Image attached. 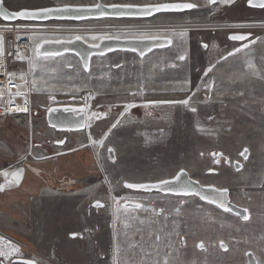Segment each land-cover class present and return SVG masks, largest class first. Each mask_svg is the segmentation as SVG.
<instances>
[{"label":"rangeland","instance_id":"374dc122","mask_svg":"<svg viewBox=\"0 0 264 264\" xmlns=\"http://www.w3.org/2000/svg\"><path fill=\"white\" fill-rule=\"evenodd\" d=\"M3 1L6 7L12 10L33 9L47 5H93L99 1L105 4L139 5L192 2L197 4V7L182 14L162 13L141 20L106 18L83 22L69 21L65 25L71 26H64L67 30L33 34L30 66L36 64L35 68L32 67V74L36 81L35 110H38V115L34 112L32 118L24 115L0 117V122H10V126H19L21 136L18 141H10V144L0 142V162L14 157L13 160L4 162L3 166L2 163L0 164L1 173L9 171V166L16 163L19 158L23 159L20 163L25 161L29 165L28 163L38 156V152L46 154L68 151H73L67 153L70 155L68 157L71 159L75 156L80 164H85V168L93 162V165L89 166L93 171L80 177H75L77 172L70 174L71 176L66 175L67 172H71L66 170L58 174L41 175L39 180L44 182L46 187L41 189V197L33 199L30 214L15 226H8L6 220H1L0 249L8 255L0 256V264L9 263L18 256H28L38 260L40 252L50 250L63 256V260L66 258L68 261L73 260L72 255L76 256L73 246L76 241L69 242L72 248L63 246L70 234L84 231L92 235L96 232L93 231V226L98 228L99 236H107L108 232L112 231L108 227L109 218L112 219L113 216L112 197L119 199L114 207V216L123 222L119 226L121 229L117 231L118 233L150 232L145 229L135 230L136 226L128 224L136 221L135 219L140 216H146L155 219L165 218L161 221V227H165L164 232H189L193 239L200 236L207 238L208 241L205 242L207 245L217 238L215 223L223 222L228 228L225 232H230L223 236V239L229 240L233 234L229 228L236 220H232L234 218L231 215L219 213L215 207L204 204L199 197L138 193L128 189L125 183L156 182L172 178L180 170L187 171L192 179L200 183H207L214 178L206 175V168L216 167L209 162L204 167L205 159L201 156L202 151L218 148L219 137L226 139L223 141V146L226 148L241 150L247 145L248 120H251L249 115L252 113V108L249 106L256 105V111L262 112L264 97L232 96L220 90L239 88L231 85V79L233 75L236 76V73L241 72L239 68L243 67L242 65H245L251 74L258 72L255 70L256 65L264 66L263 39H260L256 47L250 49L245 48L251 42L243 44L240 51L245 49L244 51H238L239 54H236L237 51L231 53L229 58L212 68L214 63L223 57H228L230 53L231 48L224 47L231 45L225 39L227 30H220L216 34L211 50L208 51L202 49L201 42L210 39L211 30L194 29L188 30L186 36L179 35L183 29L191 27L189 24L208 21L209 14L215 15L220 10H226L225 17H230L229 21L240 18L238 12L243 13L245 10L246 0L230 2L216 0L215 4H210L208 0ZM236 12L239 16L233 17ZM255 14L259 13L255 12ZM260 14L263 16L260 22L264 23V12ZM77 27L82 30L78 31ZM175 27L182 28L170 30ZM142 33L155 37L169 36L174 43L169 48L155 50L145 56L129 51H115L107 55L94 56L88 70L83 67L81 60L75 54L38 56L34 51L44 40H68L81 37L88 43H97L105 36L140 38ZM218 45L223 50L218 48ZM232 47L236 45L233 44ZM251 50L254 52L249 53ZM180 57L184 58L180 59ZM243 57L246 58L245 61ZM241 59L244 64H241ZM204 64L206 66H203ZM210 67L212 70L208 76L211 78L213 75V80L211 78L202 88L212 90L204 95L197 91H195L197 93L189 92V88L193 86L187 82L188 79L196 78L197 76H194L196 74L203 76ZM89 94L94 98L91 99ZM84 96H89L92 100L91 109L99 115L95 125L88 131L57 132L48 126L45 110H39L43 106H48L52 98L68 102L70 98ZM184 100L188 103H152ZM131 103L138 105L121 116L126 105ZM193 108L195 111H192ZM118 119V123L115 124ZM114 124L116 126L112 127ZM31 126L34 133L27 143L25 139L28 136L25 137L22 127L25 130ZM228 130L229 132H226ZM107 131L109 137L98 157L95 158V145ZM229 134L236 138L227 140ZM62 140H65L62 146L55 143ZM29 147H32V157L28 156ZM109 149L114 150L113 158H110ZM64 156L66 155L61 157V160H65L64 166L71 168L70 164L67 165L70 159L66 160ZM97 200L101 202L102 207L95 205ZM130 203L142 205L140 208H135ZM204 222L208 223L207 227L203 226ZM242 231H236L240 252L239 264H247L248 251L253 252L258 264H264L263 234L258 236L257 231L255 233L252 230L246 233ZM12 245L20 249L19 253H11ZM88 254L94 256L95 252L86 250L85 259L92 258L91 255L87 257ZM87 264L91 263L88 261Z\"/></svg>","mask_w":264,"mask_h":264},{"label":"flooded vegetation","instance_id":"af4514ba","mask_svg":"<svg viewBox=\"0 0 264 264\" xmlns=\"http://www.w3.org/2000/svg\"><path fill=\"white\" fill-rule=\"evenodd\" d=\"M244 5L245 10L243 11V13L238 12V14L240 15L239 16L236 12V14H234L233 16H239L240 18H233L231 21H229L230 17H225L226 10H220L215 15L209 14L211 21H209V19L208 21L194 22L192 24H189V26L191 27L187 29L212 31L210 32V39L201 42V47L204 51L211 50V45L214 42L213 38L216 37V34H218L220 30H227L225 39L231 45H229V47L227 45H224V47L231 48V50L233 49L232 51H229L230 53L235 52L237 49H241V46H244L245 44H247V42L253 43H251L245 49L256 47L260 43V40L257 41L258 39L261 38L264 41V23H262V21L260 22V19L263 17L260 12H264V8L248 6V0L245 1ZM48 6L49 5L45 7ZM235 9L238 10V8ZM192 10L194 9H189L183 12H170L168 14H182L184 12ZM255 12H258L259 14H255ZM160 14L162 13H159L158 15ZM181 28L182 27H175L171 28L170 30H180ZM249 33L251 35L247 40L239 41L231 39V35L233 34L247 35ZM156 37H167L172 40V38L169 36ZM173 43L174 42L172 40V45ZM233 44H235L236 47H232ZM172 45L164 47L162 49L169 48ZM218 48H220L219 45ZM240 52L236 54H239ZM250 52H254V50L249 51V53ZM230 53H227L228 57H223L222 59L214 63L212 65V68L214 65L216 66L223 60L229 58L231 56ZM242 59H244L245 61L246 58L243 57ZM242 59L241 64H244V61ZM203 66H206V64H204ZM242 66L243 67L239 68V71L241 72L236 73V76L233 75L231 79V85L239 86V88H229L220 91L229 93L232 96L264 97V66L260 67L256 65L255 70H258V72L256 71V73L253 74L248 72V69L245 65ZM203 74V76L200 74H196L194 75L197 76L196 78L190 77V79H188L187 82H190L189 84L193 86L191 87V89L189 88V92H199L201 95H204L208 94L212 90H205V88H202V86L205 85L206 82H209L211 78L213 80V75L211 76V78H209V74L205 75V72ZM249 107L252 108V113L251 115H249L251 120H248L249 136L246 140L247 145H245L241 150H237L236 148H226L223 146V141L226 139L219 137V139H217V141L219 140L218 148L210 150L205 149L201 152L202 158L205 159L204 167L207 166V163L209 162L212 163L216 168H206L205 172L207 176L213 177L214 180L208 181L207 183H199L203 186H213L220 190L227 189V202L241 209L243 214H245L244 209H247L246 214L249 216V219L245 221L241 218L242 215L237 216L232 211H226L224 208H221L218 205L210 203L206 200H202L200 198L204 204L211 205L215 207V209L219 213H227L234 218L232 220H236V222L233 223L232 227L229 228L230 231H233V234L231 235L229 240L223 239V236L230 233L225 232L227 226L223 222L217 221V223H215V226L217 227L216 230L218 232L217 238L214 239L213 243L209 242V245H207L205 243L206 241H208L207 238L204 239L200 236L199 238L193 239V237H191L192 234L189 232H164L165 227H161V221H163L165 218L155 219L147 218L146 216H140V219L136 218V221L130 222L128 224L136 226L134 228L135 230L145 229L150 232L139 231L118 233L117 231L121 229L119 228V226H121L123 222L121 221V219H118L114 216L112 217V219L109 218L108 227L109 230L112 231L110 232L109 230H107V232L109 231L107 236H99L97 234L98 228H96L95 226H93V231L96 232H94L92 235H89L90 233L86 234L84 233V231L82 233H75V236H73L74 233L69 235V238L65 240L63 246L66 245L67 248H72V244L69 242L76 241L74 242L75 245L73 246L77 257L72 255V257H74L73 260L71 259L70 261H68V258L63 260V256L58 255L55 251L50 250L40 252V255L38 257L39 259H36L38 262L28 256H18L13 258L9 263L1 262V264H21L20 261L15 263V260H34L36 264H87L88 261L91 264H239L240 252L238 250V234L236 233V231L243 230L242 233H246V231L252 230L253 233L257 231L258 236H260L261 234H263L264 236V108L261 112V110L256 111V105ZM236 123L238 124L239 122ZM226 132H229V130ZM235 138L233 137V135L229 134L227 140H233ZM245 149L247 150L246 152ZM138 193L152 194L146 192ZM159 194L172 195L164 193ZM136 204L130 203L131 206L140 208L136 207ZM137 205L142 204L139 203ZM173 219H175V217H173ZM139 220L140 222H138ZM203 226L207 227L208 223L204 222ZM54 241L58 242L59 240ZM201 241L204 242L205 249H201L199 247ZM220 241H224V243L227 245V250L220 247ZM117 249L119 250L118 252ZM86 250L88 252L92 250L93 252H95V255L92 256L91 254H88L87 257L91 255L92 258L90 257V259H85ZM250 253L255 258L256 264H258L255 255L251 251L247 252V264H249L248 254ZM66 260L67 262H65Z\"/></svg>","mask_w":264,"mask_h":264},{"label":"water","instance_id":"95a60500","mask_svg":"<svg viewBox=\"0 0 264 264\" xmlns=\"http://www.w3.org/2000/svg\"><path fill=\"white\" fill-rule=\"evenodd\" d=\"M164 3H178V2H164ZM95 5H101V8L95 7ZM112 5H130V4H105L102 2H98L93 5H68L71 6L66 12H57L53 13L48 18H17L9 21L3 20L5 22H17V21H27V22H49V21H88V20H100V19H148L152 18L159 13H170V12H183L189 9L184 10H169L153 13L152 15L142 16V15H118L119 11L123 9L113 8ZM3 6L8 11H19L22 9H31V8H22L19 10H10L8 9L4 2ZM66 5L60 6H48L44 8H64ZM136 6H144V5H136ZM248 6H250L248 4ZM253 7H259L258 4L254 3L251 5ZM42 8V7H41ZM261 8V7H259ZM36 9V8H33ZM134 12H138L139 8L133 9ZM107 13L106 15H101V13ZM81 18H77V17ZM232 36V35H231ZM250 35H247V39ZM246 39V40H247ZM47 41V42H46ZM241 41V40H239ZM244 41V40H242ZM172 45V40L167 37H159L158 39H145V38H135V37H112L111 39L101 38L97 43H88L82 38L76 39H60V40H44L40 43V47L38 49L41 55L38 56H60L67 53L75 54L79 57L82 62L83 67L88 70L90 69L91 60L94 56L107 55L109 53L115 51H130L139 54L140 56H145L156 49H162L164 47H168ZM87 64V67H85ZM46 119L48 126L55 129L59 132H70V131H87L88 130V121L85 107L83 105H56L51 106L46 111ZM85 121H87V126H85ZM63 143L56 142L57 145H64L65 140H62ZM110 158H113V152L109 153ZM179 176L180 179L177 181L176 177ZM160 181H169L170 183L166 187H151L153 185H159ZM156 182H144V183H125V186L129 188L128 184L134 185H146L149 187L145 188H129L133 191L137 192H146L153 193L159 192L164 194H172L178 196H191L195 195L202 200H206L212 203L208 199H204V196L213 197L218 196V194L213 191V189H217L213 186H203L198 181L192 179L187 171L180 170L174 177L160 180ZM189 184L193 191L190 195H184L178 191H168V188H180L181 186ZM198 191L200 195H196L195 192ZM218 200L220 202H224L232 209V212L235 214L237 212L243 215L242 210L238 207L230 204L226 200V196L219 195ZM219 206V203H213ZM21 260H15V263ZM249 264H256L255 258L252 254H248Z\"/></svg>","mask_w":264,"mask_h":264},{"label":"built area","instance_id":"2783aa9c","mask_svg":"<svg viewBox=\"0 0 264 264\" xmlns=\"http://www.w3.org/2000/svg\"><path fill=\"white\" fill-rule=\"evenodd\" d=\"M67 22L69 21L5 22L0 20V34L4 37V53L0 55V117L24 115L32 118L36 111V91L35 85H33L32 67L30 66L33 34L67 30L64 26H71L65 25ZM77 30L81 31V28L77 27ZM23 65L24 67H21ZM17 93L23 94L17 95ZM89 95L91 99L94 98L91 94ZM91 99L89 96H84L83 98H70L68 102H62V100L54 98L48 106H43L39 110L46 112L48 108L56 105H83L88 117L89 110L94 113L91 109ZM20 108H27V111H19ZM103 114L105 116V113ZM10 181L14 180L10 179Z\"/></svg>","mask_w":264,"mask_h":264},{"label":"crops","instance_id":"0c3cea01","mask_svg":"<svg viewBox=\"0 0 264 264\" xmlns=\"http://www.w3.org/2000/svg\"><path fill=\"white\" fill-rule=\"evenodd\" d=\"M50 100L52 101L53 98ZM37 111L38 110H36L35 113L36 115H38ZM36 118L38 119V117ZM9 123L10 122H0V142L4 144H10V141L12 140L18 141L21 137L19 134V126H10ZM22 131L25 137L28 136L27 139H25L28 143L30 136L33 137L34 130L31 126L28 129L25 128V130L22 127ZM40 136L41 134L39 132V137ZM31 148L32 147H29L30 151L28 152V156L32 157ZM70 152L73 153V151L46 154L38 152V156L36 158L33 157L34 159L28 163L29 165H27L25 161H23L24 163H20L23 159L19 158V162L17 161L16 163L11 164L9 166L10 170L7 171V173L11 175V173H13L16 169H23V177L19 185H16L14 182L9 183L10 179L14 180V177H10L9 175L5 176L4 173L6 172L1 173V166L4 165V162H9L13 160L14 157L7 159L6 161L3 159L0 162V164L2 163L0 166V185H4V191H0V223L2 222L1 220H6L8 222V226H15L17 222L23 221L28 214H30L33 199L36 200L38 197H41V189L46 187V184L39 180L41 175H50L52 173L58 174L60 171L66 170L71 171L69 173L67 172L66 175L71 176L74 172H77L75 177H80L93 171V169L89 167L90 165H93V162L90 165L87 164L89 166L85 168V164H80L77 159H75V156L71 157V159L68 157L70 155H67V153ZM63 155H66L64 156L66 160L70 159V162L67 165L69 166L70 164L71 168L64 166L65 160L63 158V160H61Z\"/></svg>","mask_w":264,"mask_h":264},{"label":"snow or ice","instance_id":"6c2138e0","mask_svg":"<svg viewBox=\"0 0 264 264\" xmlns=\"http://www.w3.org/2000/svg\"><path fill=\"white\" fill-rule=\"evenodd\" d=\"M208 2L210 4H215L216 0H208ZM254 3L258 4L259 7L264 8V0H248V4L254 5ZM71 6L66 5L64 8H36V9H22L19 11H8L4 8L3 6V0H0V18H3V20L5 21H9V20H13V19H17V18H48V16H50L53 13H57V12H66L69 10ZM95 7L97 8H101V5H95ZM112 7L115 8H120L123 9L122 11H119L117 14L118 15H142V16H148V15H152L153 13H157V12H162V11H169V10H184V9H194L197 7V4L192 3V2H178V3H157V4H148V5H144V6H136V5H112ZM135 8H139L138 12H134L133 9ZM107 13H101V15H106ZM77 18H81V17H77ZM187 31L188 29L185 28L183 29L179 35L181 36H186L187 35ZM247 35H251L250 33ZM247 35L245 34H233L231 36L232 40H246L247 39ZM81 37H76V39H80ZM104 39H111L112 37L109 36H105L103 37ZM140 38H145V39H158L159 37H155V36H151L149 34L146 33H142L140 34ZM95 39V37L93 38ZM47 42V41H46ZM4 37L2 34H0V55H3L4 53ZM40 45L38 44L36 49H34V51L37 52L38 55H41V53H39L38 49H39ZM246 47V46H245ZM237 52L240 51V49L236 50ZM231 55V53H230ZM184 57H180V59H183ZM20 59H23V57H20ZM33 68L36 67V64L33 63L32 65ZM85 67H87V64H85ZM212 70V68L210 67L206 72L205 75L208 74V72H210ZM190 83V82H189ZM36 84V81L33 80V85ZM23 93H17V95H21ZM152 103H183V104H187L188 101L184 100V101H153ZM19 111H27V108H20L18 109ZM192 111H195V109L193 108ZM93 115H96V118L99 119V115L96 113H93ZM85 126H87V121H85ZM116 125L114 124L112 127H115ZM58 143H63V141H58ZM93 143H97V141H93ZM98 143H100L101 145L103 144V140L98 141ZM109 153H112L114 150L113 149H109L108 150ZM247 150L245 149V152ZM243 155V153H242ZM5 176L9 175L7 172L4 173ZM11 175L14 177V181H10L9 183H15L16 185H19L22 177H23V169H19L13 173H11ZM180 179L179 176L176 177V180L178 181ZM170 182L169 181H160L159 185H153L151 187H166ZM129 188H145V187H149L146 185H134V184H128L127 185ZM4 190V185H0V191ZM168 191H178L183 193L184 195H190L193 191H195L194 189L191 188V186L189 184H185L183 186H181L180 188H168ZM213 191H215L218 196L219 195H227V189H213ZM196 195H200V193L198 191L195 192ZM218 196H213V197H208V196H204V199H208L210 200L212 203H219V206L221 208H224L226 211H232V209L230 207H228V205L224 202H220L218 200ZM95 205L97 207H102L103 205L101 204V202L99 200H97L95 202ZM136 207H141V205H136ZM244 213L241 216V213L237 212L236 215L237 216H241V218L245 221H247L249 219V216L246 214L247 213V209H244ZM76 234L74 233L73 236H75ZM2 239V238H0ZM11 243V242H9ZM220 247L224 248L225 250H227V245L224 243V241H220L219 242ZM199 247L201 249H205V244L203 241L200 242ZM20 249L15 246L12 245L11 247V253H19ZM119 250L117 249V252ZM8 255V253H6L3 249H0V256H5ZM21 264H36V262L34 260H26V261H22Z\"/></svg>","mask_w":264,"mask_h":264},{"label":"bare ground","instance_id":"6f19581e","mask_svg":"<svg viewBox=\"0 0 264 264\" xmlns=\"http://www.w3.org/2000/svg\"><path fill=\"white\" fill-rule=\"evenodd\" d=\"M230 1H233V0H229V2H230ZM81 30H82V29H81ZM260 39H261V38H260ZM260 39H258L257 41H259ZM247 43H249V42H247ZM251 43H253V42H251ZM251 43H250V44H251ZM256 43H257V42H256ZM159 104H173V103H159ZM137 105H138V103L127 104L126 107H125V110L122 112L121 116L124 114V112L126 113L127 110H130V109L136 107ZM94 113H95V112H94ZM87 121H88V127H89V128H91L92 126H94L95 123H96V121H97L96 115H93V113H91L90 110L88 111ZM118 121H119V119L117 120V122H116L115 124H117ZM108 137H109V132L107 131V132L105 133V138H104V140H103V144H102V145H101L100 143H97L96 145L94 144V145H95V149H94L95 158L98 157V155H99V153H100V150L102 149V147H104V143L107 141ZM102 139H103V138H102ZM102 139H101V140H102ZM118 202H119V201L117 200V198L112 197V199H111V205H112V208H113V210H112V215H113V216H112V217H114V215H115L114 207L116 206V204H117Z\"/></svg>","mask_w":264,"mask_h":264},{"label":"trees","instance_id":"16d2710c","mask_svg":"<svg viewBox=\"0 0 264 264\" xmlns=\"http://www.w3.org/2000/svg\"><path fill=\"white\" fill-rule=\"evenodd\" d=\"M35 113H36V111H35ZM36 115V114H35Z\"/></svg>","mask_w":264,"mask_h":264}]
</instances>
